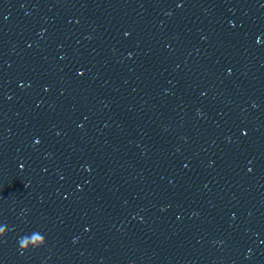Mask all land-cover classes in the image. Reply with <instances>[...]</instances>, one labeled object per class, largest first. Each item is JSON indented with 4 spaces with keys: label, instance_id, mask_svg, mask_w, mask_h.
<instances>
[{
    "label": "water",
    "instance_id": "water-1",
    "mask_svg": "<svg viewBox=\"0 0 264 264\" xmlns=\"http://www.w3.org/2000/svg\"><path fill=\"white\" fill-rule=\"evenodd\" d=\"M0 264H264V0H0Z\"/></svg>",
    "mask_w": 264,
    "mask_h": 264
},
{
    "label": "clouds",
    "instance_id": "clouds-1",
    "mask_svg": "<svg viewBox=\"0 0 264 264\" xmlns=\"http://www.w3.org/2000/svg\"><path fill=\"white\" fill-rule=\"evenodd\" d=\"M37 239H39V237Z\"/></svg>",
    "mask_w": 264,
    "mask_h": 264
}]
</instances>
